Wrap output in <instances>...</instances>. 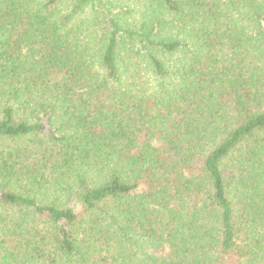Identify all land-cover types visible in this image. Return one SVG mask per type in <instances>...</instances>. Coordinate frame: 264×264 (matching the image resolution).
I'll list each match as a JSON object with an SVG mask.
<instances>
[{"label": "trees", "instance_id": "16d2710c", "mask_svg": "<svg viewBox=\"0 0 264 264\" xmlns=\"http://www.w3.org/2000/svg\"><path fill=\"white\" fill-rule=\"evenodd\" d=\"M0 264H264V0H0Z\"/></svg>", "mask_w": 264, "mask_h": 264}]
</instances>
